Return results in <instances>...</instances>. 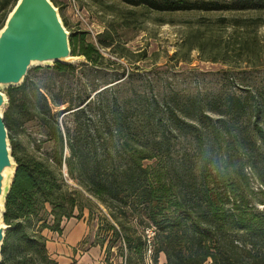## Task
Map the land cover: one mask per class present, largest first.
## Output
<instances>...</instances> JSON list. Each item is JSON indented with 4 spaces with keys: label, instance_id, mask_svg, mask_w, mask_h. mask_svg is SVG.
<instances>
[{
    "label": "trees",
    "instance_id": "16d2710c",
    "mask_svg": "<svg viewBox=\"0 0 264 264\" xmlns=\"http://www.w3.org/2000/svg\"><path fill=\"white\" fill-rule=\"evenodd\" d=\"M122 1L159 11L264 8V0ZM15 2L0 0V12L10 5L0 28ZM87 34L69 37L84 62L33 67L28 73L43 76L6 91L3 121L17 167L0 264H56L41 230L30 229L44 227L46 207L55 230L74 210L94 209L101 240L93 245L116 247L119 264H146V228L154 231L152 264L160 254L164 264H264V90L188 94L154 90L131 73L111 77V61ZM26 129L40 136L35 154L18 156L10 132Z\"/></svg>",
    "mask_w": 264,
    "mask_h": 264
},
{
    "label": "rangeland",
    "instance_id": "374dc122",
    "mask_svg": "<svg viewBox=\"0 0 264 264\" xmlns=\"http://www.w3.org/2000/svg\"><path fill=\"white\" fill-rule=\"evenodd\" d=\"M53 1L65 28L87 32L86 38L111 61L104 70L108 76L131 73L154 90L172 88L188 94L264 90V8L159 11L122 0ZM187 1L231 4L232 0ZM9 7L0 12V24ZM99 40L110 46L102 48ZM43 74L30 71L27 77L36 79ZM30 131L10 132L18 143V156L35 154L33 139L40 136ZM65 182L75 186L68 178ZM252 184L259 188L256 182ZM41 212L44 227L39 223L30 229L41 230L47 255L56 264H107L106 253L112 264H119L116 247L93 245L101 240L97 234L100 216L94 209L91 216L86 210L77 216L74 210L72 217L62 218L57 230L48 207ZM164 262L160 254L158 264ZM146 264H152L150 258Z\"/></svg>",
    "mask_w": 264,
    "mask_h": 264
},
{
    "label": "water",
    "instance_id": "95a60500",
    "mask_svg": "<svg viewBox=\"0 0 264 264\" xmlns=\"http://www.w3.org/2000/svg\"><path fill=\"white\" fill-rule=\"evenodd\" d=\"M69 37L70 32L51 0H16L0 28V263L9 227L2 216L17 167L3 121L8 105L6 91L21 86L33 67L84 62L83 55L71 53Z\"/></svg>",
    "mask_w": 264,
    "mask_h": 264
},
{
    "label": "built area",
    "instance_id": "2783aa9c",
    "mask_svg": "<svg viewBox=\"0 0 264 264\" xmlns=\"http://www.w3.org/2000/svg\"><path fill=\"white\" fill-rule=\"evenodd\" d=\"M144 233L146 235L147 243H148V249H147V252H146V258L149 260L150 253H151V250H150V239L153 236L154 231H153L152 228H146L145 231H144Z\"/></svg>",
    "mask_w": 264,
    "mask_h": 264
}]
</instances>
